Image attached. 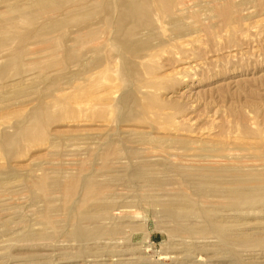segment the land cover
Segmentation results:
<instances>
[{"label": "rangeland", "instance_id": "rangeland-1", "mask_svg": "<svg viewBox=\"0 0 264 264\" xmlns=\"http://www.w3.org/2000/svg\"><path fill=\"white\" fill-rule=\"evenodd\" d=\"M263 185L264 0H0V264H264Z\"/></svg>", "mask_w": 264, "mask_h": 264}, {"label": "bare ground", "instance_id": "bare-ground-1", "mask_svg": "<svg viewBox=\"0 0 264 264\" xmlns=\"http://www.w3.org/2000/svg\"><path fill=\"white\" fill-rule=\"evenodd\" d=\"M242 182V181H241ZM264 186V185H263ZM216 187V189L217 190H219V189H221V186H219V185H216L215 186ZM262 190V189H261ZM241 192V191H240ZM244 193V192H243ZM247 193V192H246ZM250 193H251V191H250ZM227 195L228 196H226L227 198H228V200H235V199H243L244 197H247V194H241V193H238V192H235V191H229V192H227ZM225 197V198H226ZM186 199V198H185ZM182 200V199H181ZM187 200V199H186ZM185 200V202H187V201H189V200H187L186 201ZM237 201V200H236ZM191 202V201H190ZM189 204V203H188Z\"/></svg>", "mask_w": 264, "mask_h": 264}]
</instances>
